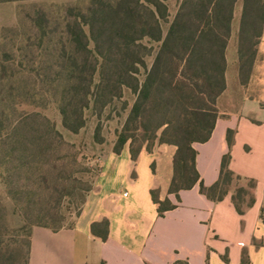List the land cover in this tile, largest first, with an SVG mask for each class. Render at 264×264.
<instances>
[{
	"label": "trees",
	"instance_id": "16d2710c",
	"mask_svg": "<svg viewBox=\"0 0 264 264\" xmlns=\"http://www.w3.org/2000/svg\"><path fill=\"white\" fill-rule=\"evenodd\" d=\"M175 1L173 15L170 3ZM31 20L38 53L52 55L38 64L37 76L49 95H59L56 104L68 132L79 134L88 113L100 116L116 102L122 101L127 110L130 103L123 99L131 96L132 106L116 134L113 153L121 155L128 147L136 166L142 153L155 156L159 150L150 165L157 179L150 194L160 217L177 208L170 195L179 203V193L196 185L215 203L232 193L241 216L255 205L257 181L230 169L235 132L227 133L229 150L219 180L211 187L204 185L197 170L194 144L209 141L216 123L238 115L245 100L260 98L249 91L264 56V0H90L86 8L66 10L63 29L52 27L44 12ZM49 126L52 134L0 140V185L11 183L10 176L23 171L28 176L25 187L37 181L48 190L44 154L76 149L55 125ZM100 130L98 125L95 139L102 144ZM78 155L57 158L71 157L76 164ZM8 166L5 176L2 169ZM62 196L63 192L14 236L0 225V264H29L34 228L66 227L59 209ZM260 219L264 223V206ZM100 225L104 226L100 237L106 240L108 222ZM241 264H247L244 258Z\"/></svg>",
	"mask_w": 264,
	"mask_h": 264
},
{
	"label": "crops",
	"instance_id": "0c3cea01",
	"mask_svg": "<svg viewBox=\"0 0 264 264\" xmlns=\"http://www.w3.org/2000/svg\"><path fill=\"white\" fill-rule=\"evenodd\" d=\"M229 130L235 132L230 169L257 181L255 205L245 215L235 210L232 193L215 203L196 185L179 193V203L170 195L177 208L160 217L150 194L157 186L150 170L156 155L142 153L135 166L128 147L121 155L111 149L100 157L98 188L74 225L33 229L29 264H241L243 258L247 264H264V91L257 100H245L238 115L219 120L209 141L194 144L197 170L207 187L219 180ZM104 221L106 240L100 237Z\"/></svg>",
	"mask_w": 264,
	"mask_h": 264
},
{
	"label": "rangeland",
	"instance_id": "374dc122",
	"mask_svg": "<svg viewBox=\"0 0 264 264\" xmlns=\"http://www.w3.org/2000/svg\"><path fill=\"white\" fill-rule=\"evenodd\" d=\"M90 0H0V134L9 136H44L55 125L64 140L74 144L76 149L64 152H49L44 155L42 166L48 178V190L44 184H27V175L20 171L10 176L11 183L0 185V225L7 226L9 236L23 224L34 222L47 204H55L63 196L60 204L64 225L73 226L81 214L90 193L98 188V178L102 170L103 159L113 149L116 134L122 129L132 106L130 95L123 101H129L127 110L123 102L109 106L100 116L87 114V125L79 134H71L62 125V117L56 104L59 95L52 97L38 78V64L42 60L52 59L48 51L40 56L35 44L37 31L32 18L44 12L52 21V27H64V17L69 7L86 8ZM178 3H170L174 15ZM240 9V8H239ZM240 10L237 12V19ZM4 65L5 68H2ZM230 78V77H229ZM231 80V78H230ZM264 89V56L256 67L249 95L260 97ZM224 103L222 102V108ZM225 106V105H224ZM101 125L98 139L95 130ZM52 134V133H49ZM159 151V150H158ZM158 151L155 153L158 155ZM78 155L76 164L72 158L58 159L59 156ZM2 152H0V156ZM8 168L2 169L8 176ZM71 175V176H69ZM70 178H69V177ZM69 178V179H68ZM4 184V185H2ZM244 183H239V186ZM42 186V187H41ZM44 187V188H43ZM91 189L89 192L88 190ZM17 195L14 197L12 193ZM28 221V222H27Z\"/></svg>",
	"mask_w": 264,
	"mask_h": 264
},
{
	"label": "built area",
	"instance_id": "2783aa9c",
	"mask_svg": "<svg viewBox=\"0 0 264 264\" xmlns=\"http://www.w3.org/2000/svg\"><path fill=\"white\" fill-rule=\"evenodd\" d=\"M125 196H126V194H125Z\"/></svg>",
	"mask_w": 264,
	"mask_h": 264
}]
</instances>
